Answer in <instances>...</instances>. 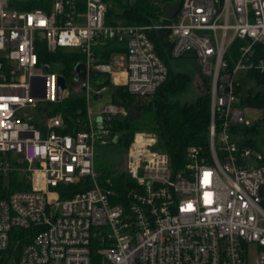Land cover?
I'll return each instance as SVG.
<instances>
[{
    "label": "built area",
    "instance_id": "obj_1",
    "mask_svg": "<svg viewBox=\"0 0 264 264\" xmlns=\"http://www.w3.org/2000/svg\"><path fill=\"white\" fill-rule=\"evenodd\" d=\"M30 1L0 0V187L12 174L20 187L0 197V264H248L251 245L254 264H264V154L233 130L248 126L247 76L264 74V0H180L169 23L146 25L107 22L104 0H51L47 9ZM160 29L164 57L149 36ZM108 41L125 50L99 61L94 49ZM39 42L83 55L88 120L75 135L58 133L61 113L46 114L59 75L38 64ZM182 57L196 60L209 96L207 150L189 146L176 166L156 133L137 131L121 171L133 183L120 195L110 178L98 180L94 148L116 138L112 121L126 111L89 108L90 73L113 82L124 71L131 95L150 96L168 59ZM96 86L101 95L106 85ZM25 107L37 116L18 115ZM80 182L61 198L62 186Z\"/></svg>",
    "mask_w": 264,
    "mask_h": 264
},
{
    "label": "trees",
    "instance_id": "obj_2",
    "mask_svg": "<svg viewBox=\"0 0 264 264\" xmlns=\"http://www.w3.org/2000/svg\"><path fill=\"white\" fill-rule=\"evenodd\" d=\"M107 4L106 21L114 23L122 21L127 24H148L156 18H162L160 10L161 4L173 2L175 0H104ZM51 0H32L26 4L27 7H39L47 9ZM117 9V10H116ZM164 23L169 20L162 18ZM165 35L164 30H156L149 33L155 48L161 57L169 47L168 30ZM96 57L99 61H107L113 52L119 53L125 50L123 44L115 41H108L99 45L95 49ZM38 64L48 65L51 70L65 78L67 91L62 93L59 100L47 105L46 114L61 113L64 126L58 129L60 134L75 135L76 132L85 129L87 124V105L86 97L83 93H73L71 82L74 80V67L78 62L83 61V55L78 51L58 49L49 52L42 42L37 44ZM96 77L92 78V83L96 85H106L109 76L101 73L92 72ZM119 76V75H118ZM116 74V77H118ZM258 86L255 91L248 92L243 98L242 103L247 106L259 107L264 109V74L253 72L249 74ZM190 77L186 73L172 72L166 81L156 90L154 98L148 103H137L135 100L147 96L131 95L123 85H116L117 90L112 96V103L125 109V115L116 116L111 124L112 133L116 138L104 146H116L117 149L126 152L134 134L137 131L154 132L158 136L157 146L165 150L174 165L179 166L183 163L184 154L189 146L201 147L203 153L208 146V129L210 121L209 96L207 93H199L193 102H171L167 100L168 95L177 94L182 91L189 82ZM116 81H119L116 79ZM82 82V80H81ZM83 84V82H82ZM151 96V95H150ZM135 102V103H134ZM138 111V117L129 115L130 108ZM258 128L257 125H239L233 130L237 131L244 138V144L255 148V144L250 138L244 135L252 133ZM260 164L264 165V155ZM95 168V162H94ZM96 170V169H95ZM98 180L102 183L106 178H110L113 189L120 195L126 191L132 181L124 172L98 171ZM17 175L12 174L10 187L8 190L0 187V197H6L12 190L20 188L15 184ZM87 183V182H86ZM87 187V186H86ZM66 192L62 193L61 198H67L72 193L82 190L83 182L62 186Z\"/></svg>",
    "mask_w": 264,
    "mask_h": 264
},
{
    "label": "rangeland",
    "instance_id": "obj_3",
    "mask_svg": "<svg viewBox=\"0 0 264 264\" xmlns=\"http://www.w3.org/2000/svg\"><path fill=\"white\" fill-rule=\"evenodd\" d=\"M121 2H125V0H120ZM117 10V9H116ZM120 21V20H118ZM155 23L164 24V21L162 18H156L154 19ZM170 22V21H169ZM168 22V23H169ZM140 25V24H136ZM145 25V24H143ZM165 35H167V29H163ZM151 33V32H150ZM116 55V54H114ZM113 55V56H114ZM119 55H116L115 57H118ZM169 66L171 68L172 72H182L186 73L190 80L187 83V86L182 90L177 92V94L174 95H168L167 100L171 102H179V103H185V102H193L196 100L199 93H206L205 88L201 89V85L199 83V80L201 79V71L200 67L198 66L196 60L193 57H182V58H169L168 59ZM96 76L91 72L90 73V79L95 78ZM248 79H250V83H247V95L248 92L255 91L258 89V86L256 84V81L250 77L247 76ZM95 83H90L88 85V102H89V108L92 109V111L96 114L101 110V108L110 102H112V96L116 92L117 87L113 82H108L106 84L105 90L102 92L101 95L94 94V90L96 89ZM71 91L73 93H83L84 92V86L81 82V79L77 81L71 82ZM67 89H64L63 93H65ZM154 95L147 96L142 99H137L135 102L137 103H148L154 98ZM134 102V103H135ZM18 115H21L25 118H31L37 116V111L33 110L32 108L25 107L19 110ZM129 115L137 118L138 117V111L135 108H130ZM244 117L248 123V125H257L258 128H255V131L252 133L245 134L244 136L247 138H250L254 144H255V150L261 152L264 154V111L263 109L259 107H252L247 106L244 109ZM148 132V131H147ZM244 139V138H243ZM125 153L119 149H117L116 146H104L96 144L94 148V154H95V169L96 172L104 170V171H111V172H121L126 169V161H125ZM3 157L5 159H8L9 156L7 154H4ZM249 159V163H251ZM9 177L4 176L3 185L4 189L8 190L10 187L9 184ZM257 258V248L254 245H251L248 250V258L247 262L248 264H254L256 262Z\"/></svg>",
    "mask_w": 264,
    "mask_h": 264
},
{
    "label": "water",
    "instance_id": "obj_4",
    "mask_svg": "<svg viewBox=\"0 0 264 264\" xmlns=\"http://www.w3.org/2000/svg\"><path fill=\"white\" fill-rule=\"evenodd\" d=\"M179 7H180V0H176L173 3L170 2L163 3L162 6L160 7V10L163 17L167 20H170L175 16ZM48 68L49 67L47 65L44 66L45 70H48ZM79 79H81L83 83L86 81V68L83 62H78L74 67V80L77 81ZM65 88H66L65 78L59 75L57 77V100L61 98ZM97 121H100V117H97Z\"/></svg>",
    "mask_w": 264,
    "mask_h": 264
},
{
    "label": "crops",
    "instance_id": "obj_5",
    "mask_svg": "<svg viewBox=\"0 0 264 264\" xmlns=\"http://www.w3.org/2000/svg\"><path fill=\"white\" fill-rule=\"evenodd\" d=\"M116 74L118 77H116ZM114 76H113V84L115 85H123V82H124V79H125V72L124 71H121L119 73H116ZM116 79H118L119 81H116Z\"/></svg>",
    "mask_w": 264,
    "mask_h": 264
}]
</instances>
